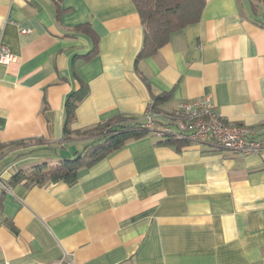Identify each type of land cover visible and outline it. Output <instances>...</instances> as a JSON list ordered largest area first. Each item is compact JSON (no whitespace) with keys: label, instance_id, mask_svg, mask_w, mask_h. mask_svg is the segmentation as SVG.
<instances>
[{"label":"crops","instance_id":"obj_1","mask_svg":"<svg viewBox=\"0 0 264 264\" xmlns=\"http://www.w3.org/2000/svg\"><path fill=\"white\" fill-rule=\"evenodd\" d=\"M261 21L257 0H206L201 20L137 69L145 32L132 0H0V45L16 57L0 64V144L33 141L0 160L31 152L0 168V264H264V151L176 150L150 133L74 185H6L89 144L63 141L65 101L81 83L89 94L73 130L145 122L153 97L171 92L153 112L160 121L210 99L231 124L264 134Z\"/></svg>","mask_w":264,"mask_h":264},{"label":"trees","instance_id":"obj_2","mask_svg":"<svg viewBox=\"0 0 264 264\" xmlns=\"http://www.w3.org/2000/svg\"><path fill=\"white\" fill-rule=\"evenodd\" d=\"M132 1L140 16L145 32L143 47L135 61L137 69L140 61L155 56L161 48L167 45L175 32L198 23L202 18L206 6V0ZM257 2L261 3L264 7V0H257ZM261 23L264 24V21H261ZM93 38L94 47L86 55V58L97 55L98 38L95 35ZM88 94V85L81 83L80 88L67 97L65 101L63 141L67 142L74 137H79L88 139L90 141L89 144H87L82 151L76 152L73 156L59 157L55 163L44 162L29 166L23 170H18L7 181L6 185L8 187H13L21 183H24L29 188L34 186L46 187L58 183L74 185L85 170L121 150L129 142L139 140L153 133V131L146 126L145 122L130 116H120L115 120L99 123L84 130H73L72 126L76 121L77 107ZM170 97L171 92H165L158 96H154L152 111H156L158 106L169 100ZM155 121L165 126H172L158 119ZM160 137L161 144L174 147L176 150H181L188 144L193 143L188 138L182 137L174 131L171 134ZM30 144H33L32 140L0 144V160L16 148H24ZM210 144L216 148L212 143ZM1 151L6 152L3 154ZM30 153L31 152H26L16 155L9 161H5L0 168L2 170L3 168H9L10 164ZM8 227L12 232L16 233V229L11 223L8 224Z\"/></svg>","mask_w":264,"mask_h":264},{"label":"built area","instance_id":"obj_3","mask_svg":"<svg viewBox=\"0 0 264 264\" xmlns=\"http://www.w3.org/2000/svg\"><path fill=\"white\" fill-rule=\"evenodd\" d=\"M15 61L16 57L11 51L0 45V64L10 65ZM145 120L146 126L158 136L174 131L193 143H212L216 148L243 155L259 154L264 151L263 133L243 125L231 124L216 112L215 105L210 99L179 103L172 114L163 121L172 126L156 123L152 104Z\"/></svg>","mask_w":264,"mask_h":264},{"label":"rangeland","instance_id":"obj_4","mask_svg":"<svg viewBox=\"0 0 264 264\" xmlns=\"http://www.w3.org/2000/svg\"><path fill=\"white\" fill-rule=\"evenodd\" d=\"M77 150H81L80 147H78ZM1 152H2V151H1ZM5 152H6V151H5ZM5 152H2V153L4 154ZM47 155H49V156H54L55 153H54L53 151H49V152H47ZM0 157H1V155H0Z\"/></svg>","mask_w":264,"mask_h":264}]
</instances>
